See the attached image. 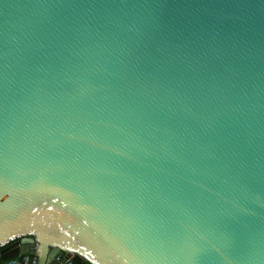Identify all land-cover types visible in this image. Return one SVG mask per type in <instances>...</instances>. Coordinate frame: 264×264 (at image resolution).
Here are the masks:
<instances>
[{"label": "water", "instance_id": "1", "mask_svg": "<svg viewBox=\"0 0 264 264\" xmlns=\"http://www.w3.org/2000/svg\"><path fill=\"white\" fill-rule=\"evenodd\" d=\"M0 264H264V0H0Z\"/></svg>", "mask_w": 264, "mask_h": 264}]
</instances>
